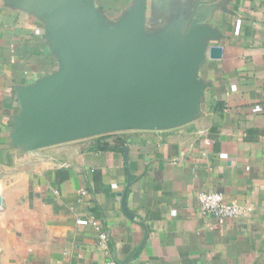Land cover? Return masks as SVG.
I'll return each instance as SVG.
<instances>
[{
  "label": "crops",
  "instance_id": "1",
  "mask_svg": "<svg viewBox=\"0 0 264 264\" xmlns=\"http://www.w3.org/2000/svg\"><path fill=\"white\" fill-rule=\"evenodd\" d=\"M89 1L110 23L140 3L148 34L198 18L222 58L183 126L14 146L17 90L58 63L43 21L0 0V264H264V0ZM201 192L245 214L218 225Z\"/></svg>",
  "mask_w": 264,
  "mask_h": 264
},
{
  "label": "water",
  "instance_id": "2",
  "mask_svg": "<svg viewBox=\"0 0 264 264\" xmlns=\"http://www.w3.org/2000/svg\"><path fill=\"white\" fill-rule=\"evenodd\" d=\"M39 17L57 70L17 90L11 142L38 150L95 136L164 131L199 113L198 70L222 58L200 19L145 32L140 3L108 22L89 0H15Z\"/></svg>",
  "mask_w": 264,
  "mask_h": 264
},
{
  "label": "built area",
  "instance_id": "3",
  "mask_svg": "<svg viewBox=\"0 0 264 264\" xmlns=\"http://www.w3.org/2000/svg\"><path fill=\"white\" fill-rule=\"evenodd\" d=\"M110 133L106 135H113ZM103 136V135H102ZM197 206L204 216L213 217L218 225H223L226 220L236 219L245 214L242 207L237 204L226 202L223 196L215 192H201L197 195ZM98 233L100 246L105 249L108 242V235L105 230L99 228L95 222L92 223ZM104 264H117L114 261H106Z\"/></svg>",
  "mask_w": 264,
  "mask_h": 264
},
{
  "label": "trees",
  "instance_id": "4",
  "mask_svg": "<svg viewBox=\"0 0 264 264\" xmlns=\"http://www.w3.org/2000/svg\"><path fill=\"white\" fill-rule=\"evenodd\" d=\"M119 143L121 144V142H119ZM96 147L101 148V149H105V148H109V144L106 141L98 140L96 142Z\"/></svg>",
  "mask_w": 264,
  "mask_h": 264
}]
</instances>
